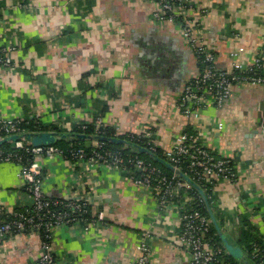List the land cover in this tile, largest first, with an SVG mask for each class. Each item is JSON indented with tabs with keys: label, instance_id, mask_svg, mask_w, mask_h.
I'll use <instances>...</instances> for the list:
<instances>
[{
	"label": "crops",
	"instance_id": "crops-1",
	"mask_svg": "<svg viewBox=\"0 0 264 264\" xmlns=\"http://www.w3.org/2000/svg\"><path fill=\"white\" fill-rule=\"evenodd\" d=\"M156 8L154 0H0V41L14 64L0 78V117L38 118L62 127L44 131L67 133L99 119L117 135L149 131L163 149L190 131L237 172L215 187L221 231L239 245L243 217L264 243V85L235 83L221 108L184 114L177 104L199 62L177 24L152 19ZM186 13L202 23L216 67L230 69L237 49L244 66L264 60V0H192ZM84 140L98 141H71ZM38 163L47 198L85 197L103 215L52 230L57 264H134L145 232L150 264H189L176 206L160 209L128 171L61 156ZM19 168L0 163V207L9 212L30 205ZM40 247L35 231L2 237L0 264H38Z\"/></svg>",
	"mask_w": 264,
	"mask_h": 264
},
{
	"label": "built area",
	"instance_id": "built-area-1",
	"mask_svg": "<svg viewBox=\"0 0 264 264\" xmlns=\"http://www.w3.org/2000/svg\"><path fill=\"white\" fill-rule=\"evenodd\" d=\"M154 1L157 8L152 13V19L158 22L166 21L177 24L198 62L202 64L197 76L184 88L177 104L184 114L197 115L201 109L210 103L218 109L221 108L231 96L232 86L235 83L246 82L264 85V73H262L264 60L259 56L252 65L244 66L239 59L242 49L231 52L232 64L230 69L216 67L215 53L203 39L202 23L199 20H194L186 13L191 7L192 0ZM9 51L11 49L0 41V78L5 71L13 70L14 64L9 59ZM81 126L84 127L85 125ZM105 126L98 119L96 122L97 129ZM219 128H222L221 123ZM22 132L25 131L19 125V120L0 117V139ZM139 135L153 137L149 131H143ZM14 145L21 149L22 153H13V151H5L0 148V163L15 162L19 164L18 176L25 182L31 210L16 213L0 207V210L15 216L14 219L0 223V238L12 234L15 230L20 232L28 229V231L37 232L41 238L38 264H57L56 257L50 247L52 230L55 227L79 220L93 224L103 219L101 212L93 216L91 208L88 207L89 201L85 197L50 201L45 196L43 172L38 160L55 156H61L70 161H87L88 163H99L126 170L130 173L133 183L150 189L160 209L168 208L169 205L176 206L181 223L180 240L190 252L189 264H241L223 260L222 257L226 251L224 246L222 248L212 242L211 238H207L212 225L210 217L193 207L192 203H187L191 200L189 196H184L185 198L180 203H174L171 200L179 196L178 192L181 188H188L190 185L176 172L172 171L171 175H167L158 167L136 155V152L127 158L112 151L94 149L92 154L88 155L81 147L64 150L55 144L32 145L23 138L16 141ZM164 154L166 161L171 163L173 167L180 171V167H183L184 171L181 172L192 181H201L207 185L219 180H237L235 166L229 158L216 156L210 149L203 146L195 135L188 132L179 135L174 143L165 149ZM86 155L89 157L87 158ZM57 204L62 205L63 210H55L53 205ZM70 209L84 213L90 212L92 218L78 216L72 213L73 211H69ZM150 241L149 232H145L140 238V254L134 264H150ZM249 254L260 259V262L251 260L252 264H264V243L261 247H252Z\"/></svg>",
	"mask_w": 264,
	"mask_h": 264
},
{
	"label": "trees",
	"instance_id": "trees-1",
	"mask_svg": "<svg viewBox=\"0 0 264 264\" xmlns=\"http://www.w3.org/2000/svg\"><path fill=\"white\" fill-rule=\"evenodd\" d=\"M200 68H202V64L199 63ZM16 120H19V125L24 131H44V130H62V127L57 126V125H49V124H42L38 118H31V119H21V118H15ZM81 125H85L82 127ZM72 130L75 132H82L85 134L89 135H97L101 137H106V138H123L127 142L131 144H136L138 146L144 147L147 151H150L153 156H157L160 159L166 160L163 147H161L159 144L154 142V137L149 138V137H144L142 135H139L143 132L139 133H126V134H119L117 135L113 128L109 126H105L103 128L97 129L96 125L93 122H87V123H82L80 125H75L72 127ZM189 134H193L190 131H187ZM195 135V134H193ZM196 136V135H195ZM55 145L61 147L64 150L73 148V147H81L85 150V152L90 155L92 154V150H108L115 152L117 154H121L124 157H129L133 156L135 152L132 149V145H122L118 144L115 142H110L109 140H98L96 141L95 144L92 143L91 140H84V141H71V142H66V141H60L56 143ZM0 148H2L5 151H13V153H22V150L16 147L14 144L12 145L9 142H4L0 145ZM139 157H142L143 159L147 160L151 165L158 167L163 173L167 175H171L172 171L168 169L166 166L161 164L160 162L154 160L153 156L149 155L148 153H137ZM217 156V155H216ZM27 157H29L27 155ZM88 158L89 156L86 155ZM231 163H233L232 160H230ZM234 164V163H233ZM181 171H184L183 167H180ZM195 182V181H193ZM197 185H199L203 192L204 196L207 200V203L210 206L211 212L215 215L218 223L222 225V219L219 214V210L217 209V198H216V190L215 187L217 185V182H214L212 184H204L201 181H196L195 182ZM179 193V192H178ZM183 193H186L191 200L187 203H192L193 207L197 208L200 210L202 213H204L207 217H209V212L207 210V205L206 202L203 200V196L198 192V190L193 187L192 185H189L188 188H181L180 189V196L174 197L171 200L174 203H180L182 202V197ZM49 199V198H48ZM57 198L49 199L50 201H55ZM89 209L91 208L90 205L88 206ZM53 208L57 211L63 210V206L60 204L53 205ZM28 210H31V206H24V207H17L15 210H13L16 213H24ZM65 210V208H64ZM69 211H73V209H70ZM72 213L77 214L78 216L85 217L88 219L92 218V214L90 212H80V211H73ZM15 216H13L11 213L6 212L4 210H0V223L7 222L11 219H14ZM240 228L237 232L238 238H237V243L242 247L243 251L247 253V258L251 260H255L260 262V259H257L256 257L252 256L249 254L251 251V248L254 246H263V243H260V241H257L256 239V230L250 225V223L247 221L245 218H240ZM88 222V221H87ZM28 229L25 230L27 232ZM22 232V231H20ZM20 232H17L16 230L12 232V234L9 235H15ZM207 238H211L212 242H215L217 245L221 246L222 245V240L220 239L218 233L216 232L215 228L213 225L210 227V231L207 235ZM52 239V237H51ZM259 242V243H257ZM223 260L230 262V263H237V260L234 259L232 256L229 254L223 255ZM239 263V262H238Z\"/></svg>",
	"mask_w": 264,
	"mask_h": 264
},
{
	"label": "water",
	"instance_id": "water-1",
	"mask_svg": "<svg viewBox=\"0 0 264 264\" xmlns=\"http://www.w3.org/2000/svg\"><path fill=\"white\" fill-rule=\"evenodd\" d=\"M25 139L26 141L30 142L32 145H49V144H56L59 140H77V139H97V140H109L110 142L115 143H125L128 145H132V149L134 152L137 153H148L149 155L153 156L150 151H147L144 147L138 146L136 144H131L123 139L120 138H106L101 137L97 135H89L82 132H75V133H67V132H52V131H25L19 134H13L11 136L5 137L3 139H0V145L4 142H10L11 144H14L16 141L20 139ZM154 160L160 162L164 166H166L171 171L176 172L178 175H180L184 180H186L190 185L195 187L198 192L203 196L206 205L207 210L209 212V217L211 219L212 225L214 226L216 232L218 233L220 239L222 240V244L227 250V252L236 259L241 264H252V261H250L247 258V254L243 251L242 247L240 245H234L231 243L226 234L223 233L220 229V226L214 216V214L211 212L210 206L207 203V200L204 196V192L202 188L197 185L195 182H193L188 176H186L183 172L176 169L172 166L171 163H169L166 160L160 159L157 156H153ZM113 193V192H112Z\"/></svg>",
	"mask_w": 264,
	"mask_h": 264
}]
</instances>
